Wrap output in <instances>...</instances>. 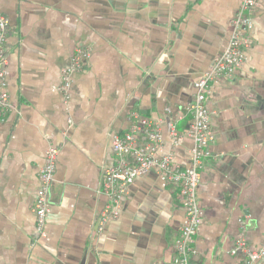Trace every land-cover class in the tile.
<instances>
[{"label": "crops", "instance_id": "1", "mask_svg": "<svg viewBox=\"0 0 264 264\" xmlns=\"http://www.w3.org/2000/svg\"><path fill=\"white\" fill-rule=\"evenodd\" d=\"M243 0H0L9 19L7 82L12 110H0V264H175L185 222L180 187L156 171L136 178L120 215L96 227L106 197L102 169L112 134L131 129L133 111L161 122L160 156L186 167L194 139L183 109L195 80L231 35ZM252 45L207 101L212 156L198 187L201 224L192 264H243L231 253L242 235L264 238V0L253 14ZM86 70L62 90L78 47ZM50 146L59 148L43 232L34 204ZM264 264V262H263Z\"/></svg>", "mask_w": 264, "mask_h": 264}, {"label": "built area", "instance_id": "2", "mask_svg": "<svg viewBox=\"0 0 264 264\" xmlns=\"http://www.w3.org/2000/svg\"><path fill=\"white\" fill-rule=\"evenodd\" d=\"M260 0H243L232 21L230 39L224 51L218 55L212 66L203 72L194 82L195 92L183 109L191 116L187 129L178 130L175 123L170 126L172 148L176 147L185 134L194 139V145L188 152V165L183 167L174 160L172 151L160 156L158 151L163 144L161 122L133 111L131 129L125 133L112 134L113 163L102 169L100 191L105 195V205L97 218L96 227L102 231L112 220L119 217L124 198L130 185L136 178L149 171H156L167 184L180 187V202L185 208V222L179 237L174 243L175 264H192L196 253L195 238L202 218L198 201V187L202 178L204 162L212 156L210 144L214 139L210 118L212 112L207 101L213 93L216 79L229 77L243 65L246 50L252 45L253 14ZM10 34L9 19L0 11V110L8 114L13 107L7 82V46ZM91 56L88 47H78L72 63L63 71L62 90L67 91L71 76L75 72L86 70ZM59 148L50 146L46 151V163L39 172L40 188L34 204L36 227L41 233L46 224L50 208V193L54 182ZM241 252L245 256L243 264H263L264 238L262 246L253 249L240 235L231 253Z\"/></svg>", "mask_w": 264, "mask_h": 264}]
</instances>
